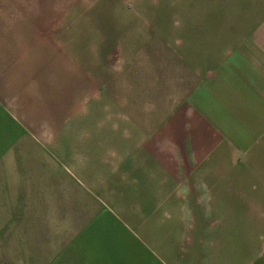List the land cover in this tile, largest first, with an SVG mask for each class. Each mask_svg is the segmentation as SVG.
Instances as JSON below:
<instances>
[{"label":"crops","instance_id":"obj_1","mask_svg":"<svg viewBox=\"0 0 264 264\" xmlns=\"http://www.w3.org/2000/svg\"><path fill=\"white\" fill-rule=\"evenodd\" d=\"M68 7L0 0V248L10 237L19 248L21 226L29 241L50 231L52 208L62 223L60 201H84L75 184L99 202L76 208L57 264H116L115 246L139 248L136 264H193L176 251L142 256L147 232L162 233L149 239L157 248L180 247L183 211L195 232L194 215L201 230L230 199H264V0H167L172 15L153 35L131 21L111 33L118 59L95 54ZM100 31L97 18V46ZM128 195L150 216L133 242L111 208Z\"/></svg>","mask_w":264,"mask_h":264},{"label":"rangeland","instance_id":"obj_2","mask_svg":"<svg viewBox=\"0 0 264 264\" xmlns=\"http://www.w3.org/2000/svg\"><path fill=\"white\" fill-rule=\"evenodd\" d=\"M164 1L167 2V0ZM166 2H164V5L157 7V0H68L69 7L66 13L70 14V11L77 12L78 21H80L81 15L84 17L85 24H82L85 33L84 40L89 43L94 42L93 47L98 49L95 50L96 55L101 54V58L102 55H113L115 59H118L121 45L119 41L109 39L111 33L114 31L118 37V34H121L120 32L131 21L132 31L134 26H138L139 23L137 34L142 28L144 32L153 35L157 22H161L163 19L166 20L172 15L170 11L172 8L166 7ZM182 7L180 5L175 11L183 10ZM97 18L100 22V33L102 34V30H104L103 40L100 38L101 43L99 46L95 45V20ZM72 27H75V24H68L69 30ZM134 47L133 44L132 48ZM69 187L78 194L82 188L84 201H75L71 196L60 201L61 209L67 214V216H64V221L62 223L55 222L56 209L52 208L53 222L50 227L51 230L45 232L37 230L34 235L30 233V241L28 231L24 230L26 227L21 226V228H24L20 230L19 248L16 249V245H14L12 249L11 237L7 240V248H0V261L3 264H52L49 256H51V260H57L54 264L60 262L61 256L51 254H55L57 251L58 253L62 252L65 241L74 234L73 229L76 226L73 224V217L76 208L80 209L81 206L85 209L92 206L96 207V202H99L92 200L85 191L86 188L82 185L72 184ZM250 187L251 185H247L244 191L248 192ZM56 204L54 202L53 205ZM139 204V199L129 195L122 201L111 204L112 209L118 212L121 210L123 213L122 217L124 216L126 223L122 225L129 234L125 231L121 233L120 230L123 236L120 238L125 239L127 242H133L140 237L143 239L146 234L145 225L138 221H141L140 217L143 221L150 218V216L140 212ZM203 204L205 203L203 202ZM222 209L226 211L224 208ZM226 209L229 214L227 212L226 215L222 213L220 216H212V220L217 219L218 222H216L217 220L212 222L210 220L211 216L204 217V229L201 230V218L199 215H194L195 232L192 226V216L186 214L187 210L183 211L184 213L180 215L182 222L180 223L181 246L168 249L157 248L155 243L150 240L155 241L157 236L160 240L162 233L151 230L147 232L148 252L146 250V253L142 251V256L151 254L154 257L164 258L176 251L179 252L180 257L187 256L193 264H264V199H230L227 201ZM232 211H237V213L232 214ZM125 212L129 214L127 217L130 218L131 216L133 221L125 217ZM157 218L158 216H155L154 220ZM207 222H212L210 232L206 228ZM182 234L183 240L181 239ZM193 237L195 238L196 247L187 248L183 246L186 244V240ZM106 249L114 250L116 255L113 256V262H116V264H136L141 255L139 248L122 249V247L115 246ZM222 261L223 263H221Z\"/></svg>","mask_w":264,"mask_h":264}]
</instances>
